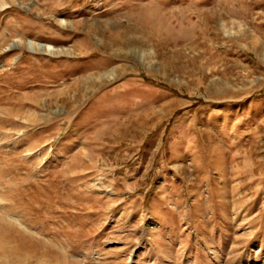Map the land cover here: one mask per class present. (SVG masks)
Listing matches in <instances>:
<instances>
[{
    "label": "rangeland",
    "instance_id": "rangeland-1",
    "mask_svg": "<svg viewBox=\"0 0 264 264\" xmlns=\"http://www.w3.org/2000/svg\"><path fill=\"white\" fill-rule=\"evenodd\" d=\"M2 1L0 264H264V0Z\"/></svg>",
    "mask_w": 264,
    "mask_h": 264
},
{
    "label": "bare ground",
    "instance_id": "bare-ground-1",
    "mask_svg": "<svg viewBox=\"0 0 264 264\" xmlns=\"http://www.w3.org/2000/svg\"><path fill=\"white\" fill-rule=\"evenodd\" d=\"M4 1V0H3ZM2 1V2H3ZM5 3V2H4ZM6 4V3H5ZM36 49H37V51L38 50H41V48H42V46H40V45H36V44H34L33 45ZM35 49V50H36ZM104 77V74H96V75H94V76H91L90 78H88V79H84L83 81H84V83H83V85L86 87H88L90 90H91V87L93 88L96 84H97V80H99V81H102L101 79ZM88 80H91L90 82H86V81H88ZM97 81V82H96ZM77 92H79V97L77 98L78 100H79V98H80V96L82 95L83 96V92H82V87H77V90H76ZM86 92V91H85ZM65 102H69L68 100H66ZM69 104V103H68Z\"/></svg>",
    "mask_w": 264,
    "mask_h": 264
}]
</instances>
